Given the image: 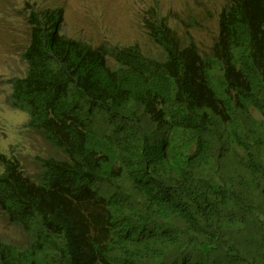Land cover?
<instances>
[{
	"label": "trees",
	"instance_id": "obj_1",
	"mask_svg": "<svg viewBox=\"0 0 264 264\" xmlns=\"http://www.w3.org/2000/svg\"><path fill=\"white\" fill-rule=\"evenodd\" d=\"M8 105L54 149L0 152V264H264V0H225L208 54L158 11V52L64 32L29 0ZM13 155V156H12Z\"/></svg>",
	"mask_w": 264,
	"mask_h": 264
},
{
	"label": "rangeland",
	"instance_id": "obj_2",
	"mask_svg": "<svg viewBox=\"0 0 264 264\" xmlns=\"http://www.w3.org/2000/svg\"><path fill=\"white\" fill-rule=\"evenodd\" d=\"M29 0H0V152L13 154L26 173L37 171L36 157H47L54 149L43 136L22 128L25 113L12 109L7 102L10 81L22 77L25 63L21 59L29 25L25 19ZM42 2L43 0H37ZM64 11V32L94 45L116 43L137 45L156 55L154 45L144 28L151 10L164 17L178 36L190 35L202 54H208L218 33L219 13L225 0H58ZM12 155V156H13ZM23 231L9 224L0 211V242L20 246Z\"/></svg>",
	"mask_w": 264,
	"mask_h": 264
}]
</instances>
